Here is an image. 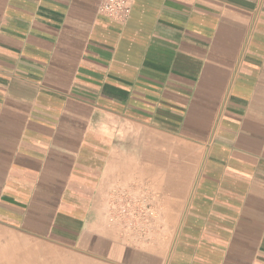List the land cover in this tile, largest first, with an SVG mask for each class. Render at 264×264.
I'll return each instance as SVG.
<instances>
[{
  "label": "crops",
  "instance_id": "0c3cea01",
  "mask_svg": "<svg viewBox=\"0 0 264 264\" xmlns=\"http://www.w3.org/2000/svg\"><path fill=\"white\" fill-rule=\"evenodd\" d=\"M100 1L0 0V241L264 264V0Z\"/></svg>",
  "mask_w": 264,
  "mask_h": 264
},
{
  "label": "rangeland",
  "instance_id": "374dc122",
  "mask_svg": "<svg viewBox=\"0 0 264 264\" xmlns=\"http://www.w3.org/2000/svg\"><path fill=\"white\" fill-rule=\"evenodd\" d=\"M118 191L123 193L124 190L119 188ZM138 212L140 210L136 207L125 220V226L128 224V228L131 229L130 233L140 237L143 236L145 229L142 226L143 223L141 225L144 220L138 217ZM19 242L21 244L20 250L17 249ZM3 248H5V253ZM35 250L39 251L37 252L42 264H110L106 260L96 258L92 254L78 249L77 246H68L51 238L30 236L24 232L21 236L6 233L5 239L0 241V264H34L32 262L34 256L30 253Z\"/></svg>",
  "mask_w": 264,
  "mask_h": 264
},
{
  "label": "built area",
  "instance_id": "2783aa9c",
  "mask_svg": "<svg viewBox=\"0 0 264 264\" xmlns=\"http://www.w3.org/2000/svg\"><path fill=\"white\" fill-rule=\"evenodd\" d=\"M100 14L118 21L126 20L131 13L130 0H101L98 6Z\"/></svg>",
  "mask_w": 264,
  "mask_h": 264
},
{
  "label": "bare ground",
  "instance_id": "6f19581e",
  "mask_svg": "<svg viewBox=\"0 0 264 264\" xmlns=\"http://www.w3.org/2000/svg\"><path fill=\"white\" fill-rule=\"evenodd\" d=\"M120 205V204H119ZM127 214V213H126ZM38 250H35V251H33L32 253H30V254H32L34 257L32 258V262L34 263V264H42V260L41 259H39V256H38V252H37ZM4 253H5V250L3 251ZM46 264H49V263H46Z\"/></svg>",
  "mask_w": 264,
  "mask_h": 264
}]
</instances>
